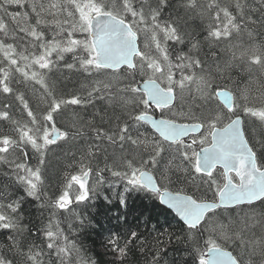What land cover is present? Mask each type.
Wrapping results in <instances>:
<instances>
[{
  "label": "snow or ice",
  "instance_id": "6c2138e0",
  "mask_svg": "<svg viewBox=\"0 0 264 264\" xmlns=\"http://www.w3.org/2000/svg\"><path fill=\"white\" fill-rule=\"evenodd\" d=\"M169 7V0H0V96L13 97L26 112V119L16 118L10 103L0 104V169H9L2 173L9 182L0 185V264H96L65 235L60 216L67 212L83 225L70 205L88 200L97 186L108 183L105 173L125 182V192L147 191L174 210L187 230L183 239L194 264H264V92L255 101L247 85L238 91H216L215 86L217 78L230 79L236 69L264 81V39H257L264 34L252 27L257 23L253 13H259L264 27V0H179L184 15L161 23ZM186 18L200 20L201 31L188 32ZM244 34L248 43L234 42ZM221 44L227 45L228 59L213 67L201 58L205 45L215 55L213 49ZM61 62L92 78L82 86L86 98L57 95L49 74ZM19 84L30 87L34 104ZM213 94L223 98L218 111L197 116L186 108L189 98L207 102ZM94 98L127 118L117 117L108 128L92 121L73 122L64 130L57 125L56 117L69 106L92 104ZM149 107L175 118L155 119ZM244 117L259 122V139L249 137ZM145 124L158 135L142 134ZM89 133L99 143H89ZM197 133L190 143L185 140ZM77 140L85 142L83 150L79 160L72 154L69 167L78 174H69L63 187L50 193L47 154ZM104 142L119 145L120 154L105 155L100 167ZM29 150L35 165L26 160ZM90 176L95 177L92 185ZM176 182L211 191L212 197L204 201L170 191ZM27 198L52 210L35 237L23 224ZM119 202L126 206L123 195ZM67 227L72 231L71 223ZM152 230L158 232L154 244L137 230H129L123 240L110 237L112 264H128L134 249L152 251L151 264H161L172 234L165 241L156 225Z\"/></svg>",
  "mask_w": 264,
  "mask_h": 264
},
{
  "label": "trees",
  "instance_id": "16d2710c",
  "mask_svg": "<svg viewBox=\"0 0 264 264\" xmlns=\"http://www.w3.org/2000/svg\"><path fill=\"white\" fill-rule=\"evenodd\" d=\"M171 7L167 8L160 18V22L164 23L170 19H175L177 15L183 16L184 13L179 7V0H169ZM13 9H10V11ZM252 19L257 23L252 25L257 33L264 34V27L260 24L259 13H253ZM185 29L188 32L197 33L201 31V21L198 19L186 18L184 24ZM78 37V36H77ZM257 39H264V35L258 36ZM235 43H248L249 38L246 34L238 37ZM180 46H177L176 50H179ZM227 45L221 44L216 46L213 51L209 50L205 45L200 53L201 58H205L207 63L215 66V61L219 60L223 62L228 59V54L223 51ZM187 51V48L184 49ZM68 62H72L71 54L66 56ZM87 74L78 72L75 69L69 70L63 67V63L59 66L58 70L49 74V82L55 86L57 95L64 98H70L72 94L87 97V88L83 85H90L92 79L86 77ZM103 78V77H102ZM91 80V81H90ZM249 80L251 83L249 84ZM249 86L251 90V97L255 101H259L261 93L264 92V81H260L255 75L249 78L242 70L236 69L231 73V78L227 76L224 78H217L215 80L216 91L221 89H227L229 91L239 90L245 86ZM20 91L25 92L30 101L34 104L35 97L33 96L29 86L25 84L18 85ZM215 94L211 100L205 102L200 99L189 98L187 100L186 108L191 106L192 111L197 115L206 116L209 111H218L222 107V103L216 99ZM98 100V101H95ZM10 103L12 105V112L16 118L26 119V112L21 113V106L11 96H0V104ZM69 113L64 116V119L56 117L61 122V125L69 127L73 122L79 124H87L88 121H92L96 125H101L105 128L111 127L117 123V117L121 121L126 119V114L119 108H113L108 105L106 101L100 99H93L92 104L84 106H69L67 109ZM226 111V110H225ZM103 118V119H101ZM245 128L249 137L255 136L259 139L261 127L259 122L255 118L244 117ZM7 131V129H4ZM74 131V129H73ZM139 131L149 137L156 135L154 131L148 126L144 125ZM135 135V133H134ZM158 135V134H157ZM92 134L89 133V143H99L91 139ZM254 142V141H253ZM83 140H77L71 144L62 145L61 147H53V151L47 154L46 157V184L50 193H56L63 187V181L69 174H78L75 167H69L70 164H74L72 154L75 153V160L80 159V151L83 150ZM127 151H133V149L126 146ZM260 151L259 147H257ZM120 154L119 145H110L104 142L101 145V151L98 153L99 166L103 167V161L105 155L109 157L118 156ZM26 160L32 164H36V159L32 156L29 150V156ZM94 162V166H95ZM149 170H152L149 168ZM9 172L6 167L0 169V185L8 183L9 177L2 173ZM155 174V173H154ZM108 183L103 186H97L95 194L89 193V199L76 204L73 202L70 207L74 212L84 221V224H80V220H73L68 216L67 212L60 216L61 227L64 229L65 235L69 239L77 244V247H82V250L90 256L96 264H112L115 257L107 248V242L110 237L119 236L123 240L125 234L129 230H137L144 233L151 244H154L155 238L158 236L157 231L152 230V226L156 225L159 232L165 233L163 239L167 241V234H172V240L170 243H166L164 249V255L161 260V264H194L191 255V248L186 239H183L188 235L186 228L183 226L182 221L167 207L159 203V200L154 197L153 194L147 191H128L125 192V182L113 178L109 173L104 174ZM169 188L175 191H182L188 193L201 200L211 197L212 192H205L203 189L197 190L193 184H185L176 182L169 186ZM18 195H23V191L19 190ZM123 195L126 200V206L121 205L119 197ZM23 209V224L27 226L33 236H38L37 229L42 228L48 223V219L51 215V209L47 207H40V201H36L33 198H27L26 202L22 205ZM73 225L72 231L68 230V224ZM176 236L182 237V240L178 242ZM6 238V237H5ZM36 243H40V239H36ZM152 251L141 252L138 249H134L129 253L128 264H151ZM52 260L55 261V254L53 253ZM58 264V262H57Z\"/></svg>",
  "mask_w": 264,
  "mask_h": 264
},
{
  "label": "flooded vegetation",
  "instance_id": "af4514ba",
  "mask_svg": "<svg viewBox=\"0 0 264 264\" xmlns=\"http://www.w3.org/2000/svg\"><path fill=\"white\" fill-rule=\"evenodd\" d=\"M108 71H110V70H108ZM86 77L87 78H89V79H92L91 77H88L87 75H86ZM102 78V77H101ZM91 81V80H90ZM138 83H142V82H140V81H138ZM216 99H218L219 101H220V99L219 98H217L216 96H214ZM71 98V97H70ZM95 101H98V100H95ZM147 112H148V114H151V115H154V116H158V117H161V118H164V119H173V118H175V117H173L167 110H163V111H161L160 109H154V107H149L148 109H147ZM154 112V113H153ZM177 119V122H183V123H188L189 121H187V120H180L179 118H176ZM225 124L226 123H228V120L227 119H225L224 121H223ZM56 123H57V125L58 126H60L61 127V129L62 130H64V127L61 125V122H58L57 120H56ZM146 125H148L149 127H150V125L149 124H146ZM218 126H220V125H218ZM151 128V127H150ZM154 131V130H153ZM203 131V130H202ZM206 134V133H205ZM197 135H199L198 133L197 134H190L188 137H186L185 138V140L187 141V142H191V139L193 138V136H197ZM195 148H196V150L197 151H199V144H197V145H195L194 146ZM256 150L258 151V149L256 148ZM259 152V151H258ZM169 190L170 191H173V192H176L174 189H172L171 190V188H169ZM184 193V192H183ZM195 197V196H194ZM212 197V196H211ZM211 197H206L207 199H204V200H209Z\"/></svg>",
  "mask_w": 264,
  "mask_h": 264
},
{
  "label": "rangeland",
  "instance_id": "374dc122",
  "mask_svg": "<svg viewBox=\"0 0 264 264\" xmlns=\"http://www.w3.org/2000/svg\"><path fill=\"white\" fill-rule=\"evenodd\" d=\"M77 38H83L82 36H79L78 34V37ZM69 113V110H65L62 114L58 115L57 116V119L60 118L61 120L64 119V116L67 115ZM56 119V120H57ZM58 121V120H57ZM59 122V121H58ZM94 181H95V177L94 176H90L89 177V180H88V183L90 185L94 184ZM76 188H78V185L76 186ZM73 193H75V188L73 189Z\"/></svg>",
  "mask_w": 264,
  "mask_h": 264
},
{
  "label": "water",
  "instance_id": "95a60500",
  "mask_svg": "<svg viewBox=\"0 0 264 264\" xmlns=\"http://www.w3.org/2000/svg\"><path fill=\"white\" fill-rule=\"evenodd\" d=\"M224 90H226V89H222V90H219V91H224ZM220 99V101L221 102H223V98L222 97H220L219 98ZM150 116H152L153 118H155V119H164V118H161V117H158V116H154V115H151V114H149ZM150 125V124H149ZM151 127V126H150ZM183 194H185V193H183ZM188 195V194H187ZM165 207H167L166 205H164ZM169 209V208H168ZM171 210V209H170ZM175 215H176V213L174 212V210H171ZM177 216V215H176ZM178 217V216H177ZM179 218V217H178ZM180 219V218H179Z\"/></svg>",
  "mask_w": 264,
  "mask_h": 264
},
{
  "label": "bare ground",
  "instance_id": "6f19581e",
  "mask_svg": "<svg viewBox=\"0 0 264 264\" xmlns=\"http://www.w3.org/2000/svg\"><path fill=\"white\" fill-rule=\"evenodd\" d=\"M154 113V112H153ZM165 118V117H164ZM157 135V134H156ZM148 171H152V170H149V169H147ZM172 190V189H171Z\"/></svg>",
  "mask_w": 264,
  "mask_h": 264
}]
</instances>
